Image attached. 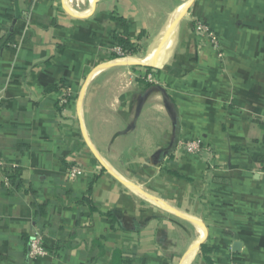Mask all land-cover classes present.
Listing matches in <instances>:
<instances>
[{
    "label": "crops",
    "instance_id": "crops-1",
    "mask_svg": "<svg viewBox=\"0 0 264 264\" xmlns=\"http://www.w3.org/2000/svg\"><path fill=\"white\" fill-rule=\"evenodd\" d=\"M190 1L157 67L111 54ZM90 5L0 0V264H264V0Z\"/></svg>",
    "mask_w": 264,
    "mask_h": 264
},
{
    "label": "built area",
    "instance_id": "built-area-1",
    "mask_svg": "<svg viewBox=\"0 0 264 264\" xmlns=\"http://www.w3.org/2000/svg\"><path fill=\"white\" fill-rule=\"evenodd\" d=\"M197 29L199 32L204 33L205 35H207L211 41L217 45L218 44V38L216 36V34L211 31V29L202 23H198L197 24ZM111 54L120 59V60H127L130 57L128 56V54L123 50V48L121 46H114L110 49ZM148 81L152 82V77L149 76ZM69 98L65 97L62 101L63 104H67L69 102L68 100ZM187 149L190 152H196L200 150V144L199 142H192L190 144L187 145ZM6 168V163L3 160V158L0 156V174L4 173V170ZM82 175V170L79 167H73L70 170V176L72 178H77L78 176ZM3 185V189L6 191H9L13 188V185L11 183V178L10 175H5L3 181H2ZM46 255V250L42 247L41 245V240H40V236L37 235L35 237H33V239L30 242V256L32 258H36V257H41ZM231 264H235V263H231Z\"/></svg>",
    "mask_w": 264,
    "mask_h": 264
},
{
    "label": "bare ground",
    "instance_id": "bare-ground-1",
    "mask_svg": "<svg viewBox=\"0 0 264 264\" xmlns=\"http://www.w3.org/2000/svg\"><path fill=\"white\" fill-rule=\"evenodd\" d=\"M90 2V4L93 3V0H88ZM65 2V5L67 6V8H69V10L75 14H87L90 12H87L88 10L84 11V12H78L76 11L74 8H73V0H64ZM184 8V7H183ZM182 9H180L175 15H174V18L179 14V12H181ZM87 12V13H85ZM170 24L167 26V28H165V31H164V34L159 37L152 45V48H151V54L149 55V57H144L143 59H136V58H133L129 61H142L143 63H146V64H156L158 58H159V54H160V50H161V45H162V42L164 40V37L166 36V32L169 28ZM175 36H176V31H173V33L171 34V37L169 38V40L167 41L166 43V46L165 48L163 49L162 53H163V56L168 53L169 49L173 46L174 44V41H175ZM160 64V63H159ZM158 64V65H159ZM157 65V66H158ZM197 235H198V238H197V241H199L202 236H203V227L200 226V225H197ZM196 244V243H195ZM187 257V256H186ZM189 257V256H188ZM192 259V255L190 256V258L188 259V261L185 263V264H188Z\"/></svg>",
    "mask_w": 264,
    "mask_h": 264
},
{
    "label": "water",
    "instance_id": "water-1",
    "mask_svg": "<svg viewBox=\"0 0 264 264\" xmlns=\"http://www.w3.org/2000/svg\"><path fill=\"white\" fill-rule=\"evenodd\" d=\"M98 0H93L92 3V12L95 10L96 6H97ZM192 1H190L181 12H179V14L175 17V19L172 21V23L170 24L167 32H166V36L164 37V40L162 42L161 45V50H160V54H159V58L156 62V64H146L143 63L142 61H129L128 59L125 61H122V64H126V65H130V66H139V67H149V68H153V67H157V65L161 62L162 58H163V49L166 46L167 41L169 40V38L171 37V34L173 33V31L175 30V28L177 27V25L179 24V22L181 21V19L187 14V12L189 11L190 7H191ZM131 59V58H129ZM205 241V238H202L199 242H197V244L194 246L193 250L191 251V253H196L200 247L203 245Z\"/></svg>",
    "mask_w": 264,
    "mask_h": 264
},
{
    "label": "trees",
    "instance_id": "trees-1",
    "mask_svg": "<svg viewBox=\"0 0 264 264\" xmlns=\"http://www.w3.org/2000/svg\"><path fill=\"white\" fill-rule=\"evenodd\" d=\"M115 39H116V42H117L118 46H121L123 48V50L127 54L136 55V54L139 53V50L136 47H134L126 38H124L122 36H115ZM147 68L149 70L152 69V68H149V67H147ZM11 183H12V185H16V182H15V179L14 178H11ZM84 202L89 203L88 200H85ZM209 251L210 250L205 245H202L201 246V250H200V255H206L207 253H209ZM205 259H206L207 263L210 264V262H211L210 261V258H208L207 256H205Z\"/></svg>",
    "mask_w": 264,
    "mask_h": 264
},
{
    "label": "rangeland",
    "instance_id": "rangeland-1",
    "mask_svg": "<svg viewBox=\"0 0 264 264\" xmlns=\"http://www.w3.org/2000/svg\"><path fill=\"white\" fill-rule=\"evenodd\" d=\"M90 2L88 0H73V8L78 11V12H83L86 11L88 9H90ZM155 41H151L150 44H148L146 47H143V50H140L138 55H132V54H128V56L130 58H136V59H143L144 57H149L148 53L150 50L151 45L154 43ZM151 51V50H150ZM148 56H147V55Z\"/></svg>",
    "mask_w": 264,
    "mask_h": 264
}]
</instances>
